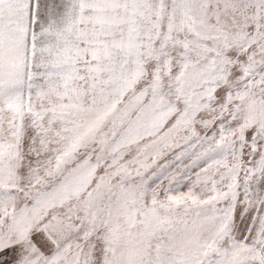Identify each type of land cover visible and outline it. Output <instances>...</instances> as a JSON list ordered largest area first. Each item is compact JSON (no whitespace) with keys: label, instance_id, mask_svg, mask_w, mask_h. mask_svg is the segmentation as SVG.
<instances>
[{"label":"snow or ice","instance_id":"obj_1","mask_svg":"<svg viewBox=\"0 0 264 264\" xmlns=\"http://www.w3.org/2000/svg\"><path fill=\"white\" fill-rule=\"evenodd\" d=\"M0 264H264V0H0Z\"/></svg>","mask_w":264,"mask_h":264}]
</instances>
